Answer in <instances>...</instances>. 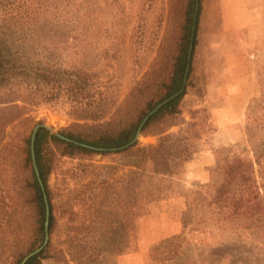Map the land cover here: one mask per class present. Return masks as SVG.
Returning a JSON list of instances; mask_svg holds the SVG:
<instances>
[{
	"label": "rangeland",
	"instance_id": "obj_1",
	"mask_svg": "<svg viewBox=\"0 0 264 264\" xmlns=\"http://www.w3.org/2000/svg\"><path fill=\"white\" fill-rule=\"evenodd\" d=\"M59 1L63 3L61 16L68 25L62 29L52 26L48 36H36V43L47 41L62 48L60 57L65 66L73 63L101 72L103 81L111 85L108 93L113 103L100 123L109 122L114 127L136 115L146 101L160 96L180 36L185 0H52L53 4ZM203 1H199L197 51L191 73L193 87L181 103L178 118L154 129L166 131L164 135L179 132L186 135L188 129L197 131L201 139L189 141L191 151L197 154L209 143L212 132L203 131L211 125L206 120L211 121L216 110L221 125L231 122L237 129L235 143L216 149L218 158L243 155L256 172L259 168L255 157L264 150V36L256 45L258 55L253 66L248 68L251 74L248 85H253L256 95L248 101L245 114L235 117L221 106L227 91L224 81L236 78L238 69L212 67L210 50L201 54L208 44L201 34L198 36ZM26 45L32 49L30 42L26 41ZM55 50L59 55L61 51ZM56 55L48 62L59 66ZM29 113L36 125H46L60 134L84 135L88 132L87 125L98 123L66 98L29 109ZM6 131L10 133L11 129ZM157 137V134L141 133L137 142L140 146L156 144ZM48 151L53 156L48 185L55 229L51 252L41 259V264H117L116 256L140 250L150 253L152 264H264V209L252 218L231 220L213 207L195 201L191 212L184 217L185 200L178 204L172 199L176 200L175 195L182 192L186 198L201 185L183 183L182 168L168 176L145 173L142 188L134 190L126 179L131 169L120 166L118 157L97 154L59 158L55 145H50ZM217 165L218 162L212 169ZM261 165L264 167V162ZM109 173H115L116 180L125 179L113 189L102 190L98 182L108 179ZM262 173V177L257 172L256 175L264 187ZM213 180L218 183L220 175L214 173ZM169 199L172 201L168 207ZM174 222L181 224L180 232L154 240L174 229ZM31 226L29 221H22L20 249L27 247ZM8 237L9 233L5 237L0 228V242L5 243L0 264H11L15 256L7 249ZM148 239L153 242L147 243ZM104 249L111 253L101 254ZM96 251L100 255H94ZM167 257L171 261H164Z\"/></svg>",
	"mask_w": 264,
	"mask_h": 264
},
{
	"label": "trees",
	"instance_id": "obj_2",
	"mask_svg": "<svg viewBox=\"0 0 264 264\" xmlns=\"http://www.w3.org/2000/svg\"><path fill=\"white\" fill-rule=\"evenodd\" d=\"M196 27L198 29L200 6ZM195 0H185L180 36L176 50L172 57L170 71L166 81L161 86L160 96L145 102L142 109L118 125L110 127L111 123H100L113 103L108 93L111 86L103 81L101 72L94 67L66 63L62 61L60 47L41 41L35 47L36 36H48L51 27L62 29L68 25L63 14V3L53 4L52 0H0V228L9 233L7 249L14 253L11 264H20L31 252L39 248L45 238L46 211L43 193L35 175L31 157V136L34 117L29 109H37L61 98H66L75 106L83 108L92 120L98 122L87 125V133L74 134L61 132L66 138L84 144L88 147L75 145L63 141L50 134L46 129H39L34 140V156L39 176L42 180L50 215L48 219V244L37 255L30 258L26 264H41L52 249L51 236L55 229V216L48 178L52 171L53 156L48 151L50 145H55L59 151V158H79L93 155L115 156L120 160V166H127L131 170L127 174L128 183L134 190L142 188L145 173L168 176L196 153L191 151L190 140L201 139V134L188 129L186 135L166 134V131H155V127L166 124L181 113L180 106L189 89L191 82L192 62L197 44V31L193 40L190 69L184 92L162 107L151 116L142 128L144 136L157 134L156 144L140 146L138 142L123 150L111 151L131 142L142 119L159 103L177 93L183 83L187 65L188 46L191 36L192 17ZM196 29V30H197ZM31 43L32 49L26 45ZM30 46V47H31ZM34 46V47H33ZM55 48L61 52L56 55ZM41 51V53L35 51ZM56 55V66L48 59ZM203 133L215 130L213 118ZM174 122V121H173ZM174 124V123H173ZM193 124H191L192 126ZM10 128L11 132L6 130ZM184 133V132H183ZM92 148L103 149L96 151ZM218 165L211 170L209 181L202 184L199 190H193L186 195L185 206L187 217L193 209L194 202L211 206L218 213L231 220L252 218L263 213L264 203L261 195L263 190L258 182L256 172L261 176L264 171V150L255 157L258 171L243 155H235L230 159L218 158V150L214 152ZM124 162V163H123ZM86 166V165H85ZM90 165H87L89 168ZM103 168V167H102ZM101 168V169H102ZM220 175V181L215 183L213 174ZM112 176V177H111ZM115 173H109L108 179H101L98 187L103 190L113 189L123 177L116 180ZM193 196V200H191ZM7 199V204H6ZM22 221L31 223V237L27 247L20 249V235ZM183 230L186 224L182 225ZM4 241L0 242V256L4 253ZM98 250V249H97ZM102 253H111L103 250ZM94 255H100L97 251ZM157 261L155 258H152ZM171 257L164 261H171ZM2 258H0V261Z\"/></svg>",
	"mask_w": 264,
	"mask_h": 264
},
{
	"label": "crops",
	"instance_id": "obj_3",
	"mask_svg": "<svg viewBox=\"0 0 264 264\" xmlns=\"http://www.w3.org/2000/svg\"><path fill=\"white\" fill-rule=\"evenodd\" d=\"M200 34L208 41L206 47L201 49V54L203 56L204 52L210 50L212 67L220 65L226 69H238L236 78L224 81L227 91L225 103L221 107L229 109L235 117L244 115L248 101L256 95L253 85H248L251 83L248 68L253 66L254 58L258 55L256 45L264 36V0H204L198 36ZM213 124L215 130L212 131L206 148L195 154L194 158L182 167L180 180L183 183H207L209 171L216 165L215 150L236 142L235 125L231 122L221 125L216 110L213 114ZM175 196L177 201L174 198L173 202H184V192ZM172 200H168V207ZM180 230L181 224L174 222V229L164 235H158L154 240H160ZM148 242L153 241L148 239ZM114 260L117 264H152L150 253L145 250L118 255Z\"/></svg>",
	"mask_w": 264,
	"mask_h": 264
},
{
	"label": "water",
	"instance_id": "obj_4",
	"mask_svg": "<svg viewBox=\"0 0 264 264\" xmlns=\"http://www.w3.org/2000/svg\"><path fill=\"white\" fill-rule=\"evenodd\" d=\"M199 1L200 0H195L194 13H193V17H192L191 36H190V42H189V46H188L187 65H186V70H185V74H184V78H183V83H182L181 89L177 93H175L174 95L170 96L169 98L165 99L160 104H158L155 108H153L142 119L141 123L139 124V126L137 128L135 137H134V139L131 142H129L128 144H126L123 147L111 149V151L123 150V149L129 148L130 146L134 145L138 141V138L140 137V135L142 133V128L144 127V125L148 121V119L151 116H153L156 112H158L162 107H164L167 103H169L173 99L179 97L184 92L185 87H186V83H187V76H188V72H189L190 64H191V56H192V50H193V40H194V36H195L197 16H198V10H199ZM41 128L46 129L47 131H49L50 134L54 135L55 137H57V138H59V139H61L63 141H66V142H69V143H72V144H75V145L83 146V147H88V146H86L84 144H81V143H78L76 141H73V140H70V139L66 138L62 134L53 131V129H51L50 127H48L46 125L40 124V125H36L34 127L33 132H32V136H31V145H30V148H31V157H32L33 169H34L35 175L37 177L38 183L40 185L41 191L43 193V199H44V203H45V211H46L45 238H44V241H43L42 245L39 248H37L36 250H34L33 252H31L30 254H28L21 261L20 264H26V262L30 258H32L33 256H35L38 253H40L45 248V246L47 245L48 239H49V236H48V219H49V215H50L49 204H48L47 195L45 193V189H44L42 180H41V178L39 176V172H38V168H37L36 161H35V156H34V140H35V136H36L37 131L39 129H41ZM88 148H90V147H88ZM92 149H94L96 151H103V149H97V148H92Z\"/></svg>",
	"mask_w": 264,
	"mask_h": 264
}]
</instances>
